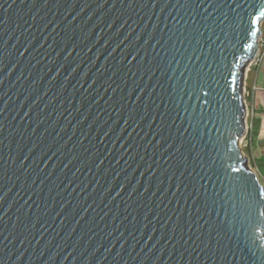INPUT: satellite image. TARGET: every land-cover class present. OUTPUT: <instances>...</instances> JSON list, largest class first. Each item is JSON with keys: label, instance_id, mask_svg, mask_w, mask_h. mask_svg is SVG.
<instances>
[{"label": "water", "instance_id": "1", "mask_svg": "<svg viewBox=\"0 0 264 264\" xmlns=\"http://www.w3.org/2000/svg\"><path fill=\"white\" fill-rule=\"evenodd\" d=\"M187 9L0 0V264H264V230L246 236L213 204L224 168L255 172L229 71L264 19L257 37L236 31L203 69L218 83L194 94L185 81L204 60L189 64L170 39ZM212 97L242 105L239 122L194 126Z\"/></svg>", "mask_w": 264, "mask_h": 264}, {"label": "snow or ice", "instance_id": "2", "mask_svg": "<svg viewBox=\"0 0 264 264\" xmlns=\"http://www.w3.org/2000/svg\"><path fill=\"white\" fill-rule=\"evenodd\" d=\"M187 3L188 9L185 15L191 23L178 18L184 24V31L177 29L170 39L173 41L172 48L182 58L187 53H192L186 56L189 64L193 61L204 60L203 67L199 71H196V66L190 69L188 80L185 81V83L195 81L192 84V91L195 94L205 87L211 90L212 85L218 83L211 71L205 72L203 69L213 67L216 62L211 58L221 49H227L231 40L235 39L236 31L246 28V36L260 35L258 22L264 19V0H251V2L250 0H187ZM249 8L251 11L248 10ZM245 16L248 17L247 25L244 23ZM205 48L208 49L206 56L203 52ZM241 49L245 54L244 64L241 65L242 71L239 73L229 71V84L234 93L233 99L240 98L242 90H246L250 96L249 104H259V112L264 114V60L257 59L261 54V47L245 40ZM250 64L257 66L249 67ZM185 68L188 69L189 65L186 64ZM244 71L248 72L246 86H244ZM215 99L212 97L208 101L209 110L201 111L199 115L193 116L196 122L194 126L198 127L205 121L213 127L217 126V122L222 126L226 114L239 122L243 116L242 105L221 104L220 110H217L213 107ZM249 112L251 114V108ZM228 159L232 157L229 156ZM224 163L225 161L221 159L222 167ZM253 163L257 167L256 172L248 171L247 167L243 170L231 167L229 173L228 168H224L227 184L222 186L220 192H214L213 199V204L219 203L224 211L226 222L232 227L238 226L246 236L248 233L255 235L258 231L264 230V157L258 163L255 161ZM231 173L239 174L231 175ZM0 199L3 198L0 197ZM2 219L3 215H0V220Z\"/></svg>", "mask_w": 264, "mask_h": 264}, {"label": "crops", "instance_id": "3", "mask_svg": "<svg viewBox=\"0 0 264 264\" xmlns=\"http://www.w3.org/2000/svg\"><path fill=\"white\" fill-rule=\"evenodd\" d=\"M262 34L264 36V30L262 31ZM262 60H264V57ZM252 106L255 113L254 118L251 120L252 131L254 132V134L251 137L249 145L245 149H249V156L252 158V161L258 163L260 159L264 157V114H261L259 112V104H252Z\"/></svg>", "mask_w": 264, "mask_h": 264}, {"label": "built area", "instance_id": "4", "mask_svg": "<svg viewBox=\"0 0 264 264\" xmlns=\"http://www.w3.org/2000/svg\"><path fill=\"white\" fill-rule=\"evenodd\" d=\"M258 47H261V54L257 57V59L262 60L264 57V36H263V34L258 39ZM256 66H257L256 64H250L249 65V67H256ZM247 74H248V72L246 71L244 86L247 85ZM249 98H250L249 92L244 90V102H245V106H246V110H247L246 116H251V120H252L254 118L255 113H254L253 106L249 104ZM250 108L252 109L251 114L249 112ZM251 132H252V122H251L250 128L247 127V124H246V131H245V134L243 137V139L245 138V142L243 144V150L249 145V142L251 141V138H248ZM248 160H249V158H248Z\"/></svg>", "mask_w": 264, "mask_h": 264}, {"label": "rangeland", "instance_id": "5", "mask_svg": "<svg viewBox=\"0 0 264 264\" xmlns=\"http://www.w3.org/2000/svg\"><path fill=\"white\" fill-rule=\"evenodd\" d=\"M261 27H262V31H263V30H264V23L262 24ZM245 73H246V71H245ZM245 120H246L247 127L250 128V125H251V116H246ZM244 142H245V138L243 139L240 148H241V151H242V155H243L244 157H246L247 154H246V152L243 150V144H244ZM247 157L249 158V164H250L251 169H252L253 171L256 172V171H257V168H256V166H254L253 161H252V158H251L250 156H247Z\"/></svg>", "mask_w": 264, "mask_h": 264}, {"label": "trees", "instance_id": "6", "mask_svg": "<svg viewBox=\"0 0 264 264\" xmlns=\"http://www.w3.org/2000/svg\"><path fill=\"white\" fill-rule=\"evenodd\" d=\"M253 134H254V132L252 131V132L250 133V135H249L248 138H251V137L253 136ZM244 151L246 152L247 156L250 155V154H249V149H248V148H247V149H244ZM256 168H257V167H256Z\"/></svg>", "mask_w": 264, "mask_h": 264}]
</instances>
